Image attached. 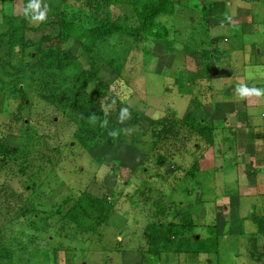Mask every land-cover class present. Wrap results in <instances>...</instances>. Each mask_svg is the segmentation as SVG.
<instances>
[{"label": "rangeland", "instance_id": "rangeland-1", "mask_svg": "<svg viewBox=\"0 0 264 264\" xmlns=\"http://www.w3.org/2000/svg\"><path fill=\"white\" fill-rule=\"evenodd\" d=\"M217 1L0 0V264H255L250 197H235L231 186L224 195L231 177L222 173H254L249 143L258 128L244 107L263 109L264 93L250 87L248 99L229 98L217 78L229 58L219 42L229 44L237 20L233 8L210 18ZM256 5L262 24L264 0ZM157 7L151 14L168 30L163 40L134 34L141 11ZM106 18L120 25L115 33L99 29ZM195 45L219 56L217 67ZM128 110L147 119L110 145ZM186 114L213 121L214 144L180 123ZM148 117L176 120L171 137L156 143ZM196 163L204 170L193 176ZM83 193L111 208L93 229L68 216ZM170 212L183 228L167 250H155L147 227ZM258 243L264 263V239Z\"/></svg>", "mask_w": 264, "mask_h": 264}, {"label": "crops", "instance_id": "crops-1", "mask_svg": "<svg viewBox=\"0 0 264 264\" xmlns=\"http://www.w3.org/2000/svg\"><path fill=\"white\" fill-rule=\"evenodd\" d=\"M221 1L227 3V8L224 13H228V11H230V8H233L234 12L231 13L237 15V20H235L234 22V34H229V38H227L229 44H227V42H224L223 40L219 42V45L224 47L223 49L226 50L225 52L226 54H228L229 58H227V62L226 60L222 62V64L224 63L226 68L228 69V71H226L227 74L221 77L220 73L217 78L224 80L222 86H224V89H226V93L229 95V98H237L243 96L248 99V92L249 90H251V88H258V90L260 88L262 90V93H264V21L261 24L255 20L257 7L256 4L259 3L260 0ZM244 2L246 3L244 4ZM219 15H223V13L210 15L209 17H213L216 19ZM261 15L264 16V8H262V13L259 14L258 17H261ZM206 30L208 32V29ZM214 31L215 33H217L216 29H214ZM223 36H225V39L226 35H222L221 38ZM217 57L219 58V56ZM217 57L216 55L213 57V63L218 59ZM231 57H234V60L231 61ZM216 62L213 65L214 68L217 67ZM215 72H217V70H215ZM214 75L217 76V74ZM245 93H247V96ZM262 99H264V95L262 96ZM244 110L246 115H252L253 121L255 120L256 122L254 123L255 127L253 131H256V127L259 131H257L255 134H252L253 140L251 141V143H249L251 144L253 153L258 154V157L248 159L249 162H252L253 166L255 167V169L252 170V172L254 171L253 174L249 175L247 173H241L238 175L240 167L239 169L237 168V171H224V173H222L223 178L225 177L226 180L227 178L230 179L231 177V182H229L231 184L227 187V191L224 195H227L229 193L228 191L231 192V186L233 190L234 187H237V192H231L235 197H238L239 194L250 197V201H248L251 203V207L249 208L250 217L246 218V223L248 224V226H246L249 227V225H251L252 227H254L253 230L248 229V233H257L259 241L261 238L264 239V235H261L258 232V227L254 222L252 216L253 214L264 216V199L257 201V196H264V108L258 109V107L253 106L244 107ZM214 119V124L215 126H217L215 123V121H217V118ZM231 122L237 123L236 120H233ZM221 123H223V120H221ZM260 155L263 156L260 158ZM235 160H233L235 164L239 166L242 165V163H240L238 160ZM213 166L215 167V164ZM200 170H204V168L200 167L198 171ZM195 174L193 176H195ZM233 176L235 177L233 178ZM191 179H193V177ZM226 180H224L225 183ZM192 189L193 187L189 188L188 193L196 195V193H194ZM235 208H237L236 205ZM237 209L239 212L243 209V201L239 202V206ZM251 223H253L255 226H253ZM244 231L245 230L243 228L242 232ZM248 243L250 244V241ZM251 258L253 259L255 264H264L262 261H257L255 258H253L252 255Z\"/></svg>", "mask_w": 264, "mask_h": 264}, {"label": "trees", "instance_id": "trees-1", "mask_svg": "<svg viewBox=\"0 0 264 264\" xmlns=\"http://www.w3.org/2000/svg\"><path fill=\"white\" fill-rule=\"evenodd\" d=\"M135 1V0H131ZM134 7H136V4L133 2L132 3ZM213 10H209L207 15H216L219 13H224L227 8V3L224 1H217L214 4ZM162 8L158 9L157 8H145L144 10L141 11V16L144 18V22L140 26V28L136 29L133 31L134 34L139 36L140 34L144 35V37H147L149 35L154 36L155 40H163V38L167 35V28L164 24L161 22H157L154 19V15H156L159 11H161ZM151 11H153V14H151ZM49 20H44L42 24L48 23ZM120 28L119 24H116L115 22H112L110 18H106L105 23L101 25L99 28L100 30H105V33H115L118 29ZM19 36H13L12 39L16 40V38ZM213 42V41H212ZM195 49H197L202 56H204V59H211L214 56V53L210 51L209 49H203L200 48L199 46L195 45ZM63 59L65 56V52L62 53ZM69 61L72 62L70 59ZM115 68L119 71L122 69L121 64H113ZM93 71L95 70V66L92 65ZM49 71L48 74H51V71L53 68H47ZM82 71L84 73H87V70L82 68ZM96 71V70H95ZM47 74V75H48ZM176 83V81H175ZM169 89H172L171 86L168 87ZM120 115H124L125 119L118 123L119 126H117L113 131V138H107L106 141L112 145L114 144V141L119 139L124 132V128L128 127V124H134L136 123H141L144 120L147 119V117L143 114H138L136 111L128 110L127 112H123ZM110 117L114 118L112 114H109ZM132 116V117H131ZM115 119V118H114ZM152 126L154 127V133L157 136L156 143L158 141H161L165 137L167 138L171 137L170 132L175 131V127L177 121H172L169 120L167 117H161L158 119L155 118H150ZM181 124H187L191 128V130L195 131L198 133L200 136L205 137V141L207 143H210L209 145L214 144L215 142V127L213 125V121L206 119L205 117L203 118H198L196 116H191L189 114H186L183 116L182 120L180 121ZM106 130H109L110 127L108 125L105 126ZM85 128L84 126L81 128V133L78 134L79 137H82L84 134ZM178 131V130H176ZM162 133V134H161ZM165 141V140H164ZM157 145V144H156ZM164 158H160V162H163ZM200 169L199 163H196L194 168L190 170V173L194 175L198 170ZM189 210V209H188ZM191 211V210H190ZM111 212V208L109 206H105L104 202L101 198H98L94 196L91 193H83L80 198L77 199V201L74 203L73 207L68 213V216L73 220L76 221L79 225H82L85 228L93 229L101 225L102 223L106 222L109 218ZM176 212H170L169 214V219L167 220L166 223L159 224L157 222H152L148 225L147 229V235H148V240L151 246L155 250H167L169 241L172 238L174 234H176L180 229L183 228L182 223H174L173 219L171 217H175ZM171 216V217H170ZM183 218L187 219L188 227H192L194 225V216L192 212L186 211L183 213ZM254 222L256 223L258 227V232L261 235H264V216L253 214L252 216ZM178 224L180 226H178ZM213 227V226H212ZM210 227L211 231H214V228ZM210 236L205 237V241H210ZM215 239V238H213ZM201 242L204 241L200 240ZM249 241H250V246H249V252L252 255L253 258L256 260H261V253L259 252V243H258V234L257 233H252L249 236Z\"/></svg>", "mask_w": 264, "mask_h": 264}, {"label": "clouds", "instance_id": "clouds-1", "mask_svg": "<svg viewBox=\"0 0 264 264\" xmlns=\"http://www.w3.org/2000/svg\"><path fill=\"white\" fill-rule=\"evenodd\" d=\"M40 18L43 19V16H41Z\"/></svg>", "mask_w": 264, "mask_h": 264}]
</instances>
